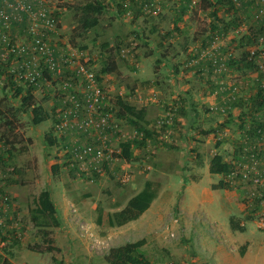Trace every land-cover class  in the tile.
<instances>
[{
  "label": "rangeland",
  "instance_id": "obj_1",
  "mask_svg": "<svg viewBox=\"0 0 264 264\" xmlns=\"http://www.w3.org/2000/svg\"><path fill=\"white\" fill-rule=\"evenodd\" d=\"M89 1L0 0V9L7 15L0 19V174L6 176L2 186L17 202L15 218L21 232L19 238L0 239V264H58L59 260V264H108L111 248L141 239H145L141 250L155 264H208L206 259L212 263L218 257L213 247L206 249L209 238L217 241L208 230L221 235L228 248L235 244L240 261L264 264V228L258 227L264 195L258 199L253 194L264 192L263 186L253 182L251 173L248 180L235 175L239 184L235 187L243 188L215 189L213 185L223 181L209 183L204 175L205 156L211 158L217 148L225 160L235 162L239 172L264 160V136L251 133L255 126L264 132V92L259 93L264 56L255 58L260 72L230 65L232 59L249 52L255 36H264L260 34L264 0H234L236 9L218 5L220 21L213 18L215 8L204 10L200 0H101L106 7L98 25L85 29L82 8ZM25 3L31 10L22 9ZM40 8H46V15H56L60 25L42 27L44 52L37 49L36 37L29 31L31 24L40 23ZM111 53L118 71L103 75L100 81L98 75ZM81 64L105 91L102 104L106 107L101 110L111 113V120L120 118L119 96L147 108L148 113L159 107L162 113L155 119L165 120L169 109L174 112L172 124L155 128L160 134L151 140L149 150H140L147 143L141 141L140 146L134 143L137 151L130 160L115 156L110 162L92 165L91 156L83 154L80 160L85 166L73 169L76 161L65 153V144H73L80 132L86 134L92 128L62 132L57 124L63 109L75 110L76 103L84 104L81 100L89 81L78 74ZM45 70L50 71L51 80ZM30 72L38 81L36 101L57 121L52 117L34 124L31 110L22 109L16 89ZM86 115L84 110L80 114L82 119ZM119 125L125 129L128 123ZM50 135L51 140L56 138L54 143L48 140ZM115 147L114 152H119V143ZM118 164L125 168L116 170ZM125 173L131 175L129 181L122 180ZM147 180L157 190L153 208L141 222L110 225L109 214L125 207ZM186 184L192 185L190 189ZM44 189L53 192L61 219L60 226L49 227L53 245L60 251H38L47 244L31 210ZM235 189L238 196L232 197ZM227 201L232 202L229 209ZM231 222L245 227L233 233L238 239L234 243L233 237H224L231 231Z\"/></svg>",
  "mask_w": 264,
  "mask_h": 264
},
{
  "label": "trees",
  "instance_id": "obj_2",
  "mask_svg": "<svg viewBox=\"0 0 264 264\" xmlns=\"http://www.w3.org/2000/svg\"><path fill=\"white\" fill-rule=\"evenodd\" d=\"M228 4L229 8L236 9V3L234 0H200V5L204 10L215 8L218 5ZM105 3L101 0H92L87 2L82 10L85 15L84 20L81 25L85 29H90L95 27L99 23V14L105 8ZM46 9V8H45ZM186 11L187 8H182ZM183 11V12H184ZM213 18L216 21H220L218 17L217 8L212 10ZM50 18H53L56 22V15H49ZM212 23V22H211ZM57 26L60 27L59 23ZM214 23V28L217 26ZM213 25V24H211ZM260 34L264 35V27H262V31ZM256 37V36H255ZM252 39L253 42H257L258 37ZM246 38V37H245ZM257 39V40H256ZM251 42V40H250ZM250 53L247 52L245 55L239 59H232L230 61L231 66H235L238 70L243 69H251L261 71V68L255 62L254 58H250ZM111 60L101 68V73L98 75V79L102 81L103 75L115 73L118 71V63L115 59L112 58V53L110 56ZM5 71V69H3ZM44 75L47 76V79L51 80V74L49 70H45ZM11 78H14V74H10ZM38 86V81L36 80V76L34 80L25 78L23 80V84L19 85L16 89L17 94L21 95V107L24 111L31 110L32 112V122L34 124H40L44 121L50 120L54 117V120L57 119V116H53L45 108V106L36 101L35 89ZM264 89L263 86L259 88L260 95L263 94ZM81 100V99H80ZM82 103H86V99L82 98ZM117 107V115L119 117H128L132 124H134L138 133L143 134V138H136L134 143H140L141 141H145L147 138H154V132L147 128L148 121L146 120V108L145 107H137L136 105H132L124 100L123 97L119 96L116 100ZM57 121V120H55ZM260 126H255L251 129V133H258ZM138 136V135H137ZM51 138V135L48 136V140ZM145 139V140H144ZM51 140V139H50ZM56 138L51 140V143H54ZM70 146V145H69ZM67 146V147H69ZM114 155L116 157H122L125 160H130L133 157V151L131 150L130 142H123L120 146V151L115 152ZM57 167V166H56ZM210 172L212 174H222V175H232L236 172V164L233 161L225 160L223 154H215L210 162ZM234 177V176H233ZM228 187L227 183L220 182L219 184H214L213 188H226ZM157 195L156 187L154 186L151 180H147L143 189H141L138 193L133 195L125 205L120 210H117L108 216V223L112 226H121L129 221L138 219L147 209L150 208L153 200ZM32 211V220L35 222L37 227H40V232L42 234L44 243L47 244V247L43 249L39 247L38 251L40 252H53L60 251L61 248L53 245V238L51 236V232L49 227H57L61 224V219L58 216V208L52 198V193L49 189H44L40 192L36 199V206L31 210ZM44 219L40 221V219ZM102 216H99V222L101 223ZM232 228L234 230L244 231L245 227L241 226L238 223L231 222ZM17 239V238H15ZM145 244V239H141L135 242H127L125 245L116 246L110 249L106 256V261L108 264H155L150 261L147 257H145L144 252L141 250V247ZM244 249L242 253H244ZM54 261H57V258H53ZM62 263L61 260L58 261V264Z\"/></svg>",
  "mask_w": 264,
  "mask_h": 264
},
{
  "label": "built area",
  "instance_id": "obj_3",
  "mask_svg": "<svg viewBox=\"0 0 264 264\" xmlns=\"http://www.w3.org/2000/svg\"><path fill=\"white\" fill-rule=\"evenodd\" d=\"M31 7L32 6L30 4L27 3L22 4V9L31 10ZM37 11H38L40 23L36 22L34 24H31L29 31L36 37L34 40L37 49L39 51L44 52L46 51L45 49L46 33L42 32L41 29L42 27L53 29L57 26V24L53 18H50L49 16L46 15L45 8H40ZM6 16H7L6 12L3 9H0V19H4V17ZM259 46H264V36H259L257 42H255V45L249 50L250 58L255 59L257 57L264 56V48L259 49L258 48ZM50 60L51 62L55 63L53 57H50ZM78 74L82 78L89 81L87 86V91L85 93L86 103L84 104L76 103L75 110H73L72 107L63 109L58 114L61 121L59 124H57L58 129L62 130V132H65L73 127H77L81 129V131L87 130L89 127H95L96 129H99L100 127L101 128L108 127L112 118L111 113L108 112L106 113L103 110H101V107H106V104H102L104 99L106 98L105 91L96 82L94 73L92 71H89L82 64L80 66V69L78 70ZM35 76L36 74L30 72V74L27 75V78L34 80ZM262 86L264 89V82L262 83ZM83 110L85 111V113H87V115L85 118L82 119L80 114L82 113ZM159 119L157 118L156 120L157 122L156 127H159L161 123L172 124L174 122V112L170 111L169 109L168 112L166 113V116H164L165 120L163 119L159 120ZM263 136H264V132L261 128V130H259L258 137L263 138ZM2 146L3 143L0 142V159L2 156L1 155ZM80 146L82 148H80ZM106 150H109V147H105L101 144L97 146L89 144L86 146L85 145L72 146V150L68 148L67 150H65V153H72L73 158L71 159V161H76V158H78V156H79L78 159L84 157L83 154L91 156L89 157V159L94 160V162L104 160L105 158L113 160L114 151L112 149H110L109 151ZM260 151H262L261 147L258 149V152ZM72 163L78 166L77 163H79V161ZM80 163L82 164V162ZM85 164L86 163H84L83 161L82 167H84ZM258 165H260V168ZM250 168H252L253 170H251ZM250 168L248 167L243 168L242 169L243 171L241 172L238 171L232 174V176H234L235 178V175H240V176L242 175L241 178L243 180L244 179L248 180L251 179V173H253L254 174V176L252 177L253 182L258 186H262L264 184V160L259 162L256 161L255 165L253 164L252 166H250ZM5 177L6 176L4 174L2 173L0 174V239H3L5 237L9 239L11 236L19 238L21 237V232L18 229L20 227L19 226L20 222L15 218V214L17 213L18 206L15 198L11 196L10 193H8V191L5 189V186H2L1 182L2 179ZM130 179H131L130 174L128 173L123 174V178H122L123 181H129ZM258 227L264 228V209H261L259 212ZM14 228H17V230H13Z\"/></svg>",
  "mask_w": 264,
  "mask_h": 264
},
{
  "label": "crops",
  "instance_id": "obj_4",
  "mask_svg": "<svg viewBox=\"0 0 264 264\" xmlns=\"http://www.w3.org/2000/svg\"><path fill=\"white\" fill-rule=\"evenodd\" d=\"M110 74H114V73H110ZM111 76V75H110ZM137 97V95H135ZM135 105V104H133ZM157 111L155 112H149L148 113V109L146 108V111H147V114H146V120L148 121V124H147V128L150 129L151 131H155V128H156V120L155 117H158L161 113H160V108L158 107L156 109ZM162 111V110H161ZM158 112V113H157ZM150 115V116H149ZM152 115V116H151ZM119 120L116 121L117 119L115 118V120H111L110 124L108 127L106 128H99V129H96L95 132H89V133H86V134H83L82 132H80V135H78L77 137H75L73 140V144H65V146H77L79 145L80 143L83 144L85 142H90L92 141L93 142H97V143H100L101 142V145L105 146V147H109V149H112L113 151H117L115 149H117L115 147V144H118L119 143V147L121 146V143L123 142H130L131 143V150L133 151V156H134V153H136L137 151V148H135V145H134V141L136 140V138H139V139H142L143 137V134L142 133H137V130L135 128V126H133L131 124V121L129 120L128 117H120L118 118ZM152 120V122H151ZM123 121H126V123H128V125L126 126L125 129H123V127H121V125H119V123L122 124ZM261 130V128L259 129ZM158 131V130H156ZM138 134V136H137ZM160 134V133H159ZM159 134H156V132H154V136H157ZM259 133H257V136H258ZM136 137V138H135ZM176 137V136H175ZM177 138V137H176ZM145 140V139H144ZM151 140L152 138H147L145 141L147 142L146 144H143L142 146H140L139 144H137L138 146H140V150H144V149H150L152 147L151 145ZM144 143V142H142ZM148 145V146H147ZM147 146V148H146ZM139 150V149H138ZM216 151H214V154H222L221 150L219 151V148L215 149ZM142 152V151H141ZM115 153V152H114ZM72 155V153H68V155ZM140 156H143V153L140 154ZM212 156V157H213ZM211 158H207L205 156V173L204 175L208 176L209 177V183H217V181H223L224 183H227L228 184V187H235L236 185H239L237 183V181L235 180V178L232 176V175H222V174H212L210 172V162H211ZM73 158V156H71V159ZM114 158H115V155H114ZM117 158V157H116ZM76 161H79L78 166L79 167H82V164H83V161H81L80 159L76 158ZM82 162V164L80 163ZM241 163V162H240ZM73 164V163H72ZM130 164V163H129ZM72 166H74L73 169H75V167H78V166H75V164H73ZM124 169L125 166L124 165H116V170L117 169ZM120 171V170H119ZM118 171V172H119ZM121 172V171H120ZM122 173V172H121ZM203 175V176H204ZM105 179V178H104ZM223 179V180H221ZM199 181V180H198ZM196 182V181H195ZM237 183V184H236ZM194 184V183H192ZM187 185V188H189L188 186H192V185ZM263 186V187H262ZM260 186V188L262 187V189L264 190V184ZM235 188H243V187H235ZM143 189V188H142ZM190 189V188H189ZM247 189V188H246ZM51 191V190H50ZM238 190L235 189V190H232V197H237L238 196ZM247 191V190H246ZM260 191V190H259ZM52 193V198L54 197L53 196V192L51 191ZM244 193V192H243ZM136 194V193H135ZM254 195H256V198H261L263 195H264V192H259V193H256V192H253ZM249 196V195H248ZM255 196L253 198H251V200H254L256 199ZM54 200V199H53ZM250 201V200H249ZM55 202V200H54ZM264 202V201H263ZM56 204V203H55ZM57 206V205H56ZM154 206V201L153 203L151 204L150 206V210L153 208ZM225 207H228L231 208L232 207V202L230 201H227L225 203ZM147 209L138 219H135L134 221L132 220L131 222L133 223H137V222H141L143 220V218L147 215V211L149 210ZM232 215V213H231ZM131 222H128V223H125L124 225H127ZM241 224H243L241 222ZM200 227V226H199ZM202 229V228H201ZM208 234L211 233L210 235H216L217 236V241H215V237L213 236V239L209 238V241L211 242L210 246H207L208 248H206L207 250H210V248L213 247L212 249V252L214 251V253H216L218 255V257L216 256L215 258L213 257V261L212 263H210L207 259L205 260L206 263L208 264H246V262H242L240 261L236 255H235V247L236 245L234 244V246H231L230 248H228L226 245H225V239L217 234V233H214L213 231L211 230H208ZM236 231L238 230H234L232 227H231V231H229L227 235H225L224 237L226 238V236L228 238H231L233 237V243L235 240H238L236 238H234L233 236V233H235ZM192 233V232H191ZM194 238V237H193ZM210 247V248H209ZM248 255V253H245V256ZM234 260H236V262H234Z\"/></svg>",
  "mask_w": 264,
  "mask_h": 264
},
{
  "label": "bare ground",
  "instance_id": "obj_5",
  "mask_svg": "<svg viewBox=\"0 0 264 264\" xmlns=\"http://www.w3.org/2000/svg\"><path fill=\"white\" fill-rule=\"evenodd\" d=\"M90 128H92L91 130H89L90 132L92 131V130H95L96 131V128L95 127H90ZM94 145L92 142L90 143V142H88L87 143V145ZM70 150H72V147L71 146H69L68 147ZM113 156H114V152H113ZM89 160V163L92 165V163H94V160H92V159H88ZM105 161H109L110 162V159H104Z\"/></svg>",
  "mask_w": 264,
  "mask_h": 264
}]
</instances>
